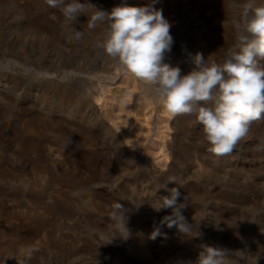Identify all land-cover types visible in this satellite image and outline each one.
<instances>
[{"label": "rangeland", "instance_id": "374dc122", "mask_svg": "<svg viewBox=\"0 0 264 264\" xmlns=\"http://www.w3.org/2000/svg\"><path fill=\"white\" fill-rule=\"evenodd\" d=\"M244 2L158 0L174 38L165 63L182 75L196 53L222 63ZM105 33L45 0H0V264H196L207 246L264 264V119L232 153H211L194 114H169L98 47ZM170 178L191 232L161 226L153 240L171 209L151 204Z\"/></svg>", "mask_w": 264, "mask_h": 264}, {"label": "clouds", "instance_id": "9594fccd", "mask_svg": "<svg viewBox=\"0 0 264 264\" xmlns=\"http://www.w3.org/2000/svg\"><path fill=\"white\" fill-rule=\"evenodd\" d=\"M45 2L69 22L76 23L79 17L87 16L89 29L105 25L106 33L98 47L116 62L122 74H131L143 82L169 114H194L203 126L211 153H232L248 135L251 124L264 119V3L245 0L237 5L239 16L232 21L236 41L222 63H209L201 53H196L191 57L195 67L182 75L179 67L165 63L174 38L170 32L172 25L162 9L154 6L158 0L143 6L120 4L111 10L89 0ZM76 35L79 37L80 33ZM168 183L176 185L175 179L170 178L160 188L170 194L151 204L156 211L171 209V214L164 216L150 234L153 240L163 234L161 226L175 228L182 235L191 232V224L182 214L186 204L180 202L179 187L169 189ZM116 209L119 215L114 212L113 218L124 221V206L118 204ZM125 230L128 232L126 226ZM27 255L31 257V250ZM225 256L226 250L207 246L199 253L196 264H229Z\"/></svg>", "mask_w": 264, "mask_h": 264}, {"label": "bare ground", "instance_id": "6f19581e", "mask_svg": "<svg viewBox=\"0 0 264 264\" xmlns=\"http://www.w3.org/2000/svg\"><path fill=\"white\" fill-rule=\"evenodd\" d=\"M117 77H118V75H117ZM120 99H121V98H120ZM135 100H136V99H135ZM123 101H124V100H123ZM136 102H137V101H136ZM142 119H143V118H142ZM145 121H146V119H145ZM136 127H137V126H136ZM133 128H135V127H133ZM133 128H132V129H133ZM136 129H137V128H136ZM134 135H135V134H134ZM134 135H133V132H132V137H133ZM135 137L138 138V135L135 136ZM135 137H134V138H135ZM127 138H129V137H126V139H127ZM137 138H136V139H137ZM139 138H140V137H139ZM140 139H141V138H140ZM128 140H129V139H128ZM132 140H133V139H132ZM134 141H135V139H134ZM137 141H138V140H137ZM139 141H140V140H139ZM126 142H127V141H126ZM135 143H137V142H135ZM135 143H134V144H135ZM131 144H132V143H131ZM128 145H129V144H128ZM131 146L134 147L133 145H131ZM137 146H138V144H137ZM139 146H140V145H139ZM135 147H136V146H135ZM130 148H131V147H130ZM134 149H135V148H134ZM134 149H133V150H134ZM158 160H159V159H158ZM158 160H157V161H158ZM164 162H165V161H164ZM161 164H162V162H161ZM163 165H164V164H163Z\"/></svg>", "mask_w": 264, "mask_h": 264}]
</instances>
